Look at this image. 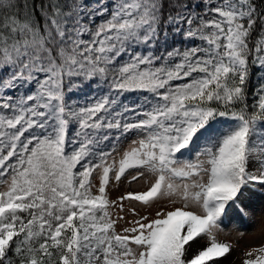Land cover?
<instances>
[{
  "label": "snow or ice",
  "instance_id": "obj_1",
  "mask_svg": "<svg viewBox=\"0 0 264 264\" xmlns=\"http://www.w3.org/2000/svg\"><path fill=\"white\" fill-rule=\"evenodd\" d=\"M164 7L50 3L41 25L0 0V88L26 89L0 97V264H220L231 251L217 239L222 220L251 182L264 185V87L258 111L235 107L249 56L264 67V14L251 0H216L210 18L185 5L165 19ZM162 23H186L184 38L202 45L157 55ZM127 93H146L147 107L122 103ZM131 132L126 147L101 149ZM122 179L147 188L122 195L121 211L125 200L172 207H133L117 232L107 189ZM245 255L264 264V246Z\"/></svg>",
  "mask_w": 264,
  "mask_h": 264
},
{
  "label": "rangeland",
  "instance_id": "obj_2",
  "mask_svg": "<svg viewBox=\"0 0 264 264\" xmlns=\"http://www.w3.org/2000/svg\"><path fill=\"white\" fill-rule=\"evenodd\" d=\"M195 7H199L198 11L195 10V15L206 16V10L209 6L214 5L216 0H197ZM92 9H96L95 6ZM187 15V14H185ZM194 14L192 16L195 17ZM98 17L105 18V15H97ZM96 17V16H95ZM188 25L183 23L182 27ZM25 88L17 89H0V97L12 96L19 97L24 94ZM131 105V104H130ZM138 106L147 107L144 101H139ZM136 137L135 132H131L117 143L116 150L121 147H126L132 139ZM260 165H253L250 171L253 175L259 176ZM93 183L98 182V174L94 173ZM147 185L145 181L141 180L137 183L129 185L128 179H122L119 183L114 180L108 186V199L109 201H116L117 204L110 206L108 211L112 218L117 220L116 231L122 232L123 228L128 226L127 221L132 220L134 217L131 215L130 209L135 208L141 215L153 216L157 210H168L172 207L168 199H161L154 202L149 206H142L139 203H130L123 201V211L120 210L119 198L130 191H144ZM6 189V183L0 185V191ZM179 206V205H177ZM123 217L122 220L118 219ZM217 239L221 242L227 243L231 246V251L225 257L220 259V264H243L247 258L246 253L253 248L264 246V185L259 182H251L248 190L245 193L242 204L231 206L227 216L223 218L221 230L217 234ZM199 245H194V249Z\"/></svg>",
  "mask_w": 264,
  "mask_h": 264
},
{
  "label": "trees",
  "instance_id": "obj_3",
  "mask_svg": "<svg viewBox=\"0 0 264 264\" xmlns=\"http://www.w3.org/2000/svg\"><path fill=\"white\" fill-rule=\"evenodd\" d=\"M103 1L111 2V4H109L108 6L110 9L113 4V0H103ZM196 1L197 0H162L165 6L164 7V14H165L164 18L166 19L169 13L172 15H175L176 12L174 11V9L184 10L185 5H187V8L191 9L193 4L196 3ZM77 2L86 8H88L89 6L88 0H77ZM15 3L17 4V10L19 11L21 18L23 17L24 13H28L29 15L32 16L33 20L39 22L42 25L43 17L40 13V7L42 5L46 6L50 3H58L59 5H61V7H64L66 5L70 6L73 3V0H15ZM251 3L256 8L258 15L264 14V0H251ZM101 21L102 19L100 20L94 19L93 23L99 24ZM198 23H199V19H196L193 23V27H196ZM174 29H175L174 25H167V24L162 23L161 29H160L161 35H160L159 40L157 41L156 49L154 50L157 55L162 54L165 50L170 51L174 47H179L181 50H183L188 47L202 45V41L195 42L190 39H185L184 32H181L179 35H177ZM259 31L260 30L258 29L257 38H259ZM165 32L167 33V36L164 35ZM138 50L146 51V49H143V48L138 49ZM253 59H254V53L250 55L248 58V75H247V79L244 85V99L235 106L237 111H239V109L242 108L245 104L248 106L247 107L248 112L258 111V109L254 107L255 105H258L259 100H257L254 96V94H257L255 92L257 83L255 81L256 69H254ZM6 76H7V73L0 71V78H6ZM175 83H179V81ZM94 94H99L98 89H97V92ZM137 95L146 96L147 94L146 93H127L122 98V103H126L130 105L129 100H135ZM82 101L84 104L86 102V99L82 98ZM112 135L115 136L117 135V133L113 131ZM122 138L123 136H121L119 140H112L109 143L101 144L100 147L103 150H108V149H111L113 145H115V148H116L117 143ZM4 179L6 178L0 177V183H2ZM25 218H26V214H25ZM15 259L16 258L13 256V260Z\"/></svg>",
  "mask_w": 264,
  "mask_h": 264
}]
</instances>
